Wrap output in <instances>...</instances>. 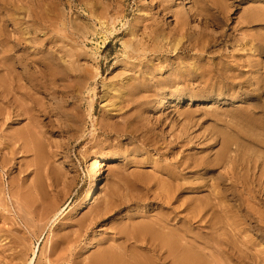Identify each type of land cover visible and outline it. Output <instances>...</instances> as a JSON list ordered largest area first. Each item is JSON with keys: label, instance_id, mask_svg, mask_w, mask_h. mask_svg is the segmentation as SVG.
Masks as SVG:
<instances>
[{"label": "rangeland", "instance_id": "rangeland-1", "mask_svg": "<svg viewBox=\"0 0 264 264\" xmlns=\"http://www.w3.org/2000/svg\"><path fill=\"white\" fill-rule=\"evenodd\" d=\"M43 10L51 11L55 16L64 15L61 20L57 18V23L49 30L39 32L37 44L45 39V32L50 34L52 45L44 41L45 47H52L61 59L66 80L60 82L61 87L57 89L59 110L41 116L42 134L35 128L37 149L20 150L11 159L13 166L10 163L0 168L1 181L15 194L13 200L16 202L4 208L0 196V229L3 234L7 233L1 240L13 242L9 243V251H12L9 253L16 256L20 253L22 257L26 249L13 236L16 233L22 235L24 243L29 240L26 262L21 259L17 263L27 264L36 256V264L45 261L47 264H82L95 253L99 239H103L106 246L112 245L115 240H109V237L116 231L128 230L126 224L130 212H133L132 222L143 230L151 222V198L131 203L126 196L132 184L137 185L135 193L149 190L151 195V183L155 177L162 176V169H177L169 166L175 159L187 163L200 161L209 154L222 152L223 145L229 147L232 157L231 175H227L220 162L214 173L205 174L200 181L215 187L216 192H222L223 180H229L225 184L231 181L233 193L221 201L231 211L229 224L235 219L237 224L240 218H247L249 226L262 223L264 0H43ZM6 14L0 9V18ZM185 19L186 26L182 28ZM158 25L166 33L164 38L156 37ZM4 31L0 21V57L6 42ZM152 39L165 47L162 52H151ZM37 44L33 41L29 46L33 50ZM174 44L180 45L175 49ZM193 44L198 45L196 49ZM34 60L41 65L47 62L42 55H37ZM141 62L154 68L155 80L167 85L169 91L162 108L149 114L147 105L156 101L161 86L141 93L144 105L140 112L127 105L126 97L122 100L125 103L116 105L118 108L111 105L114 87H119L123 77L134 74L131 69ZM39 64L32 63L30 70H39ZM35 95L47 101L43 93ZM64 99L66 110L69 109L65 113L61 109ZM139 115L152 123L162 120V126L151 132L127 125L132 120L127 117ZM26 122L4 125L0 142L4 141L3 136L15 133ZM100 156L109 160L102 162ZM96 171H99L100 181L99 186L93 188ZM189 176L187 181L193 183L197 182L192 180L193 177H200ZM38 184L50 185V199L56 208L47 203L41 207L34 206L32 201L25 202L26 197L38 194ZM206 194L209 190L197 194L188 191L186 197ZM105 201H112L113 220L99 224L75 242L72 238L76 223L90 218ZM16 205L25 213L22 218L32 219L27 220V224L32 221L31 231L25 225L26 220L21 219L23 213L17 212ZM54 213L57 214L55 220L48 223L46 216L52 218ZM217 217L223 219L222 213L218 212ZM39 218L44 219L40 221ZM17 221L19 223L15 225L19 231L12 228L13 222ZM40 223L42 226L39 227ZM195 223V226L201 224L200 221ZM99 227L105 232L101 236L97 232ZM67 235L71 238L63 242L61 239ZM122 241L121 238L117 243ZM188 241L192 239L188 238ZM258 261H249V264H258Z\"/></svg>", "mask_w": 264, "mask_h": 264}, {"label": "bare ground", "instance_id": "bare-ground-1", "mask_svg": "<svg viewBox=\"0 0 264 264\" xmlns=\"http://www.w3.org/2000/svg\"><path fill=\"white\" fill-rule=\"evenodd\" d=\"M0 9L8 13L5 15V17H1L3 19L0 18L1 24L3 23L4 28L7 31H4L6 36V38L4 39L6 42L4 44L3 51L0 57V131H2L4 125L16 124V122L20 124L24 120H27L26 124L22 128H19V130H17L13 134L3 136L4 141L0 142V168H5L10 163V166H13L11 159H13L20 150H26L28 148L32 149L33 147L36 148L35 141L37 140V131H35V128L39 130V134H42L41 129L43 128H41L40 126V118H42L41 116H45V113L59 110L60 100L58 99L57 89L58 86H60V82L66 80V76L63 74V70L60 64L62 62H60L61 59L59 58V56L55 54V51L52 47H50V49L45 47L46 44H44V41H48V43L52 45V37L49 36L50 34H48V32H45V39L41 41L40 45L37 44L39 42V32L42 33L44 30H49L57 23L58 19H63L64 15L57 14L55 16L54 14H51V11L43 10V0H0ZM185 22H187L186 19L183 20V23H181L182 28H185ZM43 23H49V25L44 26ZM37 24H41V26L39 27L37 26ZM65 28L66 30H68L67 27ZM155 30L157 38H164L166 36V33L161 26H156ZM0 36L2 35L0 34ZM155 40L156 39L153 40L154 45L151 46V52L160 53L165 47H163L162 45L159 46V43ZM33 41L38 46H34V49L32 50L29 44L33 43ZM179 45L180 44H174L173 48L177 49ZM197 46L198 45L193 44V49H196ZM37 55H42L47 60L46 64L41 65L39 64V62L37 63L34 60ZM32 63L39 64V70L36 69L35 71H31L30 67H32ZM152 65L154 66L155 64ZM153 70L154 68L148 63L144 64L143 62H141L139 64H136L135 68L131 69V71H134L135 73L131 74V76L123 77L121 81H119L120 83H118V85L120 84L119 87H114L113 90L115 92V95L112 99L113 103H111V105H113L114 107L117 104L122 105L123 103H125V101L122 100L124 99V97H126L127 99H125L127 101V105L132 106L133 109H136L137 112H140L142 106L144 105L141 93L145 91L149 92L148 90H150L151 87L161 86L162 88H160V90L157 92L156 101L147 105V113L149 114L150 112H156L160 108H162V102L164 101L165 96L169 91L168 88H166L167 85L155 80L156 77ZM1 71L3 73H1ZM70 79L71 78H69V81ZM38 92L43 93L46 96V102L45 99L36 97L35 94H37ZM62 103L63 105L61 109L62 112L65 113L69 110H66L65 107L67 101H65L64 99ZM116 107L118 108V106ZM127 118L132 119L127 125L130 124V126H133L135 128L148 129L151 130V132L155 131L157 126L161 127L163 122L162 120H158V122L152 123L147 118L142 117L141 115L134 118L132 116ZM232 122L233 121H231V123ZM116 125L118 126V123ZM191 125H193L192 122ZM237 125L240 126L239 123H237ZM119 126L121 125L119 124ZM121 132H123V130ZM188 133L190 134V132ZM250 134L252 133L250 132ZM194 140H192V142ZM200 141L202 140H199L198 142ZM96 144L97 143H95V145ZM210 147H213V144ZM8 155H10V157H8ZM99 158L102 160V162L109 160V158L105 156H100ZM116 158L117 156H115V159ZM98 161L99 160L97 159L96 163H98ZM220 162H223L224 167L227 170V175H231L230 164L232 162V157L229 155V147L227 145H223L222 152H217L213 155L209 154L207 155V157L200 161H191V163H187L175 159V162L169 164V166H174L178 170H172L169 167L163 168L161 172L162 176L155 177L154 182L151 183V195L149 190H147L146 192L135 193V191L137 190V185L132 184L127 192L128 196L126 197H129V201L131 203L140 201L141 199L149 200V198H151V222L147 224V226H145L142 230V227L132 222V218H134L132 216L133 212L128 213V223L126 224L128 230L116 231L111 237H109V240H115L114 244L112 245L108 243L110 246H106L107 243L105 244L103 242V239H99L98 243L96 244L97 249L95 253H93L90 258L82 264H249V261H258L257 258H259V260L261 259L260 261H258V264H264V247H261L264 246V219H262L261 224L253 223L250 224V226L247 225V218H240L237 224H235V221L237 220L235 219V221H232L234 225L231 223L229 224V222L231 221V211H229L226 205L223 206L221 201L227 198L229 194L233 193V186L231 184V181L228 182V184H225V181L229 180H223V187H221L222 192H216L215 187L211 186V189L209 184L200 181L205 174L209 172L214 173L216 170V166L219 165ZM98 172L96 171V176L94 177L92 185L93 188H97L99 186L100 179ZM189 175L200 177H193L192 180H197L196 183H193L192 181H187L189 178H191V176ZM228 178L230 177L228 176ZM23 183H25V181ZM262 186H264V184ZM36 187L39 190L38 194L32 198L26 197L25 202L29 204V202L32 201L34 206H36L35 204H38V206L41 207L47 203L51 208H56V204L53 203L50 199L52 195V192L49 189L50 185L47 184V186L45 187L44 184H38L36 185ZM206 189L209 190V194L202 195L201 197H186L188 191H190V193L192 194H197L207 191ZM0 196L3 200L2 201L0 199V201H2V203L4 202V208L10 207L11 203L13 204V197H15V194L11 193L9 188L6 187L1 181V178ZM139 196L142 197L139 198ZM262 197L264 196L262 195ZM17 206L18 205H16L15 208H17ZM112 206V201H105L103 203V206L96 212L92 213L90 218L78 221L76 223L77 229L75 232L73 231L74 233L72 239L75 242L80 241L81 238L84 237L85 234L92 230L94 227L103 223L108 224L111 220H113V215L111 213ZM220 207H222V209ZM18 210L19 211L17 212H20L22 209ZM21 212L23 213V211ZM218 212L222 213L223 219L217 217ZM23 214H21L20 217L22 220H26L25 225L29 229V231H31L30 228H32V223L30 222L32 221H29L27 224V220L32 219L30 217V219H24L25 213ZM36 214H38V212ZM22 216L24 218H22ZM56 216L57 214L55 213L52 218H50V215L46 216V218H49L48 223L55 220ZM39 219H41L40 221H43L44 218ZM196 221H200L201 224L197 223L198 225L195 226L194 223ZM4 223H6L5 220ZM13 223L14 224L12 225V228L14 226L15 229L19 231V229L16 227L17 225H15L19 222L17 221ZM38 225L40 227L41 223ZM232 225L233 230L231 231L230 226ZM235 225H237V227H235ZM1 230L3 229H0V264H20L21 262L17 263V261H20L21 259L25 261V256H27L29 253V240L27 239L28 243H24L25 238L23 239V237H21L22 235L19 236V234L16 233L15 236H13L14 234L12 235V233H10L13 237H15L14 239L16 240V242L23 245L24 249H26V251L24 250L25 253L22 252V254L24 253L23 257L20 255V253L16 252L15 253L17 254V256L15 254V256L13 254L11 255L9 253L12 252L9 251V243L11 241L9 243L5 242L7 244L3 243L1 237L5 236L7 233L3 234ZM103 230L104 229H102L101 227L98 228L97 232H100L98 236H101ZM40 231H44V229ZM15 232L13 231V233ZM250 233L253 235H250ZM70 238L71 237L67 235L61 240L65 242L66 240L69 241ZM121 238L123 239V241L121 243H117V240ZM188 238L192 239V241H188ZM11 243L13 244V242ZM261 243L263 245H261ZM198 244L203 245V247L199 246ZM12 247L14 248V245H12ZM18 247L19 246H16L15 248ZM55 250L53 251L54 253L56 252ZM18 254L20 255L19 257ZM60 255H58L57 257H59ZM36 260L37 258L35 256L31 259L30 262L27 261V264H36ZM39 261L40 259L38 260V262ZM44 264H47L46 261Z\"/></svg>", "mask_w": 264, "mask_h": 264}]
</instances>
